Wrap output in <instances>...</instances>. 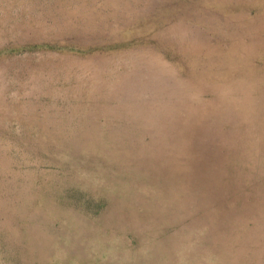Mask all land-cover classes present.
<instances>
[{
    "label": "rangeland",
    "instance_id": "obj_1",
    "mask_svg": "<svg viewBox=\"0 0 264 264\" xmlns=\"http://www.w3.org/2000/svg\"><path fill=\"white\" fill-rule=\"evenodd\" d=\"M0 264H264V0H0Z\"/></svg>",
    "mask_w": 264,
    "mask_h": 264
}]
</instances>
